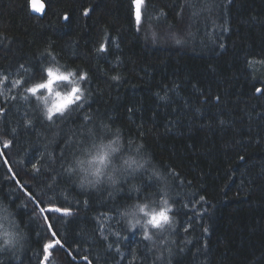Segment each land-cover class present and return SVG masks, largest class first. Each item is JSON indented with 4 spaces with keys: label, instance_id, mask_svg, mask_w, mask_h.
I'll return each mask as SVG.
<instances>
[{
    "label": "trees",
    "instance_id": "1",
    "mask_svg": "<svg viewBox=\"0 0 264 264\" xmlns=\"http://www.w3.org/2000/svg\"><path fill=\"white\" fill-rule=\"evenodd\" d=\"M42 2L44 13L37 16L31 13L29 0H0V72L15 76L20 64L38 63L51 46L58 62L52 66L65 74L89 73L92 95L72 120L37 125L30 135L19 137L11 151L0 146L7 152L4 160L0 156V203L11 213L2 221L0 238L5 230L14 238L27 237L20 241L23 247L16 245L6 253L5 264H38L47 228L39 209L33 214L35 205L16 180L25 191L46 194L47 207L51 193L46 177L52 167L48 153L57 148L59 157L60 149L77 140L83 131L80 122L89 114L97 122L101 118L115 122L113 132L120 129L125 158L144 164L147 174L167 170L184 181L180 207L191 201V208L203 218L188 209L176 218L187 226L192 216L193 226L189 233L180 231L178 243L186 251L176 255L173 264H264V96L255 91L264 90V0H189L191 7L182 17L177 13L185 0H152L139 32L130 15L131 0ZM85 7L93 10L89 17L82 14ZM161 10L166 19L159 15ZM64 13L69 22L61 18ZM106 35L120 48L113 45L107 59H97L94 49ZM176 39L182 43L176 44ZM117 73L121 80L114 82L111 76ZM14 94L10 83L0 84V101H11ZM11 103L16 118L12 113L6 118L9 128L18 121L22 124L25 114H33L27 102L18 98ZM141 145L142 154L137 152ZM37 152L45 153L44 167L40 178L33 180L30 161ZM55 170L60 171L59 165ZM17 171L20 175L13 180ZM80 191L75 185L67 191L61 186L53 198L70 204L77 220L66 223L57 221L56 214L44 213L66 243L64 249L53 250L48 264H89L72 261L69 251L75 259L88 256L92 264H130L133 248L146 254L140 229L129 231L125 220L117 224L115 213L105 218L106 203L84 207ZM200 195L205 202H198ZM4 215L0 211V217ZM99 225L104 226L103 233L94 231ZM115 232L120 233L119 241ZM101 235L119 243L128 259H121L114 248L106 252ZM172 247L176 251V245ZM13 254L16 260L7 259ZM153 258L148 256L147 264H153Z\"/></svg>",
    "mask_w": 264,
    "mask_h": 264
},
{
    "label": "snow or ice",
    "instance_id": "2",
    "mask_svg": "<svg viewBox=\"0 0 264 264\" xmlns=\"http://www.w3.org/2000/svg\"><path fill=\"white\" fill-rule=\"evenodd\" d=\"M228 3H231V0H228ZM151 5L152 0H131L130 15L137 32L142 30L144 23L148 20V9ZM190 7L189 0H185V3L180 6V12L177 15L182 17L183 13ZM43 9V4L37 6L33 2L31 5L33 12H42ZM92 11V9L85 7L82 14L84 17H89ZM159 15L164 16L166 19L167 14L163 10L160 11ZM61 18L65 22L70 21V16L67 13H64ZM223 30L228 31V28L225 27ZM175 42L178 45L182 43L180 39H176ZM113 45L116 49L120 48V44L115 39L107 35L104 36L103 42L99 43V46L94 49L96 58L100 59L102 57L107 59L111 54ZM220 47L223 48L224 45H220ZM45 53H42L39 62L31 67L20 64L15 76L12 75L11 71L0 72V84L10 83L11 87L15 89L16 94L12 95L11 101H16L19 98L27 102L33 113L30 117L25 114L22 124L18 121L16 127L9 128L6 118L12 113L14 105L7 98L0 101V118H4L3 123H0V146L3 149L11 151L12 148L16 147L17 139L24 135H30L31 130H35L37 125L51 126L60 121L72 120L74 114L84 111L85 104L89 96L92 95L91 90L87 87L91 82V75L89 73L78 70L75 74L72 71H68L65 74L59 67L52 66L58 62L51 46L45 49ZM117 62L119 63V56H117ZM115 67L116 65H113V68ZM111 80L119 82L121 75L119 73L112 75ZM80 82H83V87ZM63 83H70L72 87L70 91L62 95L55 90L54 85ZM255 91L257 94L264 96V90L261 88H256ZM157 95L161 100L166 99V96L160 97L159 94ZM33 98L35 103H32ZM217 100H219V97H217ZM5 104H7V107ZM41 104H43V108H41ZM12 115L13 118H16L15 113H12ZM114 123V121L111 124L107 123L103 118L97 122L95 116L91 114L86 115L80 122L83 131L80 132L79 138L74 140L68 147L60 149L59 157L55 155L57 148L48 153L49 160L52 161V167L46 177L47 186L51 193V195H48L47 207L43 206L46 194L36 196L30 190L24 191L19 180H16L20 175V171H24L23 168L17 171L12 176V179L16 180L17 186L20 187V191L24 193L28 201L35 205L32 209L33 214L39 209L40 214H56L57 221L63 219L66 223H71L73 220L78 219V215L73 212L70 204L65 206V203L61 200L53 202L56 189L63 186L64 190L67 191L70 186L75 185L77 187L72 175V169L69 166L71 160L78 153L84 152L89 146H95L97 142H100L102 147L109 148L111 153L115 154L112 160V170L114 173H117V176L111 180L110 185L94 187L91 191L79 188L81 190L79 195L85 197L84 207H91L94 202L106 203L109 207L102 214L105 218H107L108 213H115L116 223L119 224L127 216L129 219L125 221L128 225V230L131 231L137 228L141 230L142 244L146 254L141 256L139 255V249L133 248L129 253L131 257L130 264H136L137 260H140L141 264H147L148 256L154 257L153 264H157V262L159 264H173V258L186 251L178 243L180 231L189 233V228L193 226L192 216H188L189 223L187 226L182 221L176 219L183 214V209L194 212L191 208V201L185 203L182 208L180 207V187L184 184V181L178 175L167 170L163 174L158 171L147 174L144 164L138 163L131 157L125 158L123 149L126 145L120 143V129H116L113 132ZM221 123H224V121H221ZM21 128H23V131L20 130ZM104 141H107V144H104ZM65 143H68L67 140H65ZM45 148L47 149V145H45ZM142 148L143 145L137 149V152L141 153ZM6 155L7 152L0 153V156ZM44 155L45 153L43 152H37L33 156L32 161H30L33 173L30 179L37 180L43 174ZM37 156L39 157V161H37ZM4 163L7 164L8 161L5 160ZM134 164L137 166L133 167ZM55 165H59V172L55 170ZM8 171L12 172L13 169L9 167ZM105 196L107 199H105ZM64 199L67 200V197ZM198 202H205V197L200 195ZM0 211L5 213L4 216L0 217V221H8L11 213L2 203H0ZM194 215L200 219L203 218L199 212H194ZM50 220V215H43V224L47 228L42 238V255L38 259V264H48L53 250L57 246L60 249L66 247L65 240L60 238L59 233L54 230V225ZM11 223L18 227V225H15L14 220ZM0 228H3L2 222H0ZM94 231L103 233L105 228L103 225H99L98 230L94 229ZM207 233L208 229L204 228V234L206 235ZM113 234L116 236L117 241H119L121 238L120 233L115 232ZM3 235L4 237H9L12 234L5 230ZM100 238L106 242L108 241L106 235H101ZM14 239L15 244L13 243V239H5L4 243L0 245V264H5L6 253L10 252L16 245H20L21 240L26 241L27 237L20 234L18 238ZM172 245H176V251L173 250ZM20 247H23V245H20ZM113 248L120 255L121 259H128L121 252V245L119 243L115 245L113 242L106 243V252H111ZM68 255L72 256V252L69 251ZM196 255L193 254L194 257ZM83 258L88 260L89 264H92L88 256ZM7 259L16 260L17 257L13 254L7 257Z\"/></svg>",
    "mask_w": 264,
    "mask_h": 264
},
{
    "label": "clouds",
    "instance_id": "3",
    "mask_svg": "<svg viewBox=\"0 0 264 264\" xmlns=\"http://www.w3.org/2000/svg\"><path fill=\"white\" fill-rule=\"evenodd\" d=\"M103 143L107 144V141ZM106 153L107 155H105ZM114 155L109 148L102 147L100 142H97L95 146H89L84 152L73 158L69 166L77 187L89 191L94 187L110 185L111 180L117 176V173L112 170ZM124 219L128 220L129 217L125 216ZM0 239H3L4 242L8 238Z\"/></svg>",
    "mask_w": 264,
    "mask_h": 264
},
{
    "label": "rangeland",
    "instance_id": "4",
    "mask_svg": "<svg viewBox=\"0 0 264 264\" xmlns=\"http://www.w3.org/2000/svg\"><path fill=\"white\" fill-rule=\"evenodd\" d=\"M71 79V78H70ZM72 85L70 83H63V84H58V85H54V88L56 91L60 92L62 95L68 91H70ZM46 95V94H45ZM2 222V221H0ZM2 228H0V233H1ZM4 237V236H3ZM2 237V238H3ZM8 239H13V243H14V237L13 235H10L9 237H7ZM135 237L132 236L131 239H134ZM70 257V256H69ZM71 259V258H70Z\"/></svg>",
    "mask_w": 264,
    "mask_h": 264
},
{
    "label": "water",
    "instance_id": "5",
    "mask_svg": "<svg viewBox=\"0 0 264 264\" xmlns=\"http://www.w3.org/2000/svg\"><path fill=\"white\" fill-rule=\"evenodd\" d=\"M33 2H34L37 6H39V5H41V4L44 5V3L42 2V0H29V7H30V11H31V13L34 14V15H37V16H41V15L44 13L45 5H44V9H43L42 12H33V11L31 10V5H32ZM0 153H2L1 150H0ZM1 157L3 158V156H1ZM3 160H4V158H3ZM24 191H25V190H24ZM41 215L43 216V215H45V214L43 213V214H41ZM66 252H67V251H66ZM70 258H71V260L74 261V262H83V261L85 260L84 258H82V259H75L73 256H70ZM85 262H87V261H85Z\"/></svg>",
    "mask_w": 264,
    "mask_h": 264
},
{
    "label": "bare ground",
    "instance_id": "6",
    "mask_svg": "<svg viewBox=\"0 0 264 264\" xmlns=\"http://www.w3.org/2000/svg\"><path fill=\"white\" fill-rule=\"evenodd\" d=\"M6 105H7V104H6ZM2 166H4V165H2ZM3 168H4V167H3ZM211 203H212V202H211ZM81 259H82V258H81ZM84 261H87V260H84ZM84 261H83V262H84Z\"/></svg>",
    "mask_w": 264,
    "mask_h": 264
}]
</instances>
